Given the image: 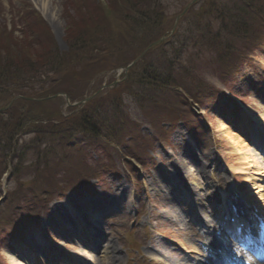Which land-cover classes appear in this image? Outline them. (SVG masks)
Returning a JSON list of instances; mask_svg holds the SVG:
<instances>
[{
	"label": "rangeland",
	"instance_id": "1",
	"mask_svg": "<svg viewBox=\"0 0 264 264\" xmlns=\"http://www.w3.org/2000/svg\"><path fill=\"white\" fill-rule=\"evenodd\" d=\"M25 1L27 4H31L33 9L38 8V10H40V13L43 15V18L51 29L48 38L52 39L58 53H65V51H67V47L63 38L64 33L68 28L67 25L69 21H67V17L65 16L67 11L64 8L67 7V1L69 0ZM120 1H124L125 4L122 3V6L124 4L123 7L128 6L129 4L128 0ZM22 8V0H0V27L4 24H6L8 27H10L12 23L17 24L20 21L18 12L21 11ZM69 11L73 10H68V14ZM176 12L178 11L174 6L169 7L167 15L169 17L168 21L170 25L174 21ZM70 14L73 15L74 13ZM75 19H77V17ZM104 24L105 23H103V25ZM92 25L93 27L85 26L84 29L79 31L85 32L86 38H93L98 33L107 34L108 28L110 27H101L97 30L95 29L94 23ZM182 25L184 24L179 22L177 28ZM16 38L22 39V36L16 33ZM12 47L14 46L10 44L1 48L0 62H6V54L4 50L7 48L10 53V49L12 52ZM15 48L16 47H14V50ZM89 52L90 53L86 58L76 60V67H79L84 63L91 66V68L84 73V76L87 74L92 75L99 68V64L96 61V56L99 54L98 50L89 49ZM159 53V51H154L151 53L149 52V54L147 53L144 59V68H147L146 64L150 63L151 61L158 60ZM33 55L34 54H32V56ZM249 55L253 60L254 69L251 70L248 68H243L238 75L237 81L231 86L232 92L238 96L237 99H232L231 101L223 99L218 100L213 104L207 103L204 106V110L199 112L200 121L198 122L203 131L193 133L190 132L185 125L179 124L177 121L176 123H172L177 119L176 112L181 110L176 107H167L159 114V117H162V120L166 122L160 126V128H162L160 129V132H167L168 136L167 138L166 134L164 133L165 135H162V138L166 143L171 139V144L169 146L156 144L155 147H152L150 151L143 152L142 150L143 155H140L139 159H144V161L147 162V168L143 170L141 167L135 164V166H133L134 169L129 171L130 174H133V176L137 177V180L140 183L139 189H136V185L130 182L129 178H127L124 174H121L118 178L108 175L106 179L104 173L103 178L107 180V185H111L110 187L113 189V191L112 189L107 193H101L97 191L95 198L92 197L88 200L84 199L82 200V202L84 201L83 204L81 203V200H78V198L75 199L68 193L65 197V201L67 200L65 203L66 209H60V207L64 205V199L54 200L51 207L49 208V214L46 217V221L44 223L45 227H47L48 224L49 227H51L52 222L49 221L54 220L53 223L58 222L57 227H54L55 229H53V233L49 236H46L51 249L48 251L46 250L44 255L42 254L44 259L39 258L40 254L36 250L37 244L35 243L34 247L33 239L30 237L31 233L29 234L27 232L24 238H27V241L30 242V245L28 246L29 251L27 250L26 252H23L24 256L21 255V259H31V261L35 264H60V262L63 263L64 261L62 255L72 260L78 258L79 252L81 253V248L79 246L75 247L74 245L77 243L75 240H73L75 238L72 236L68 237L67 235L72 233L70 228L72 225L67 219L68 217L72 216L73 218L80 220V228V226L83 224L82 221H84L85 218L80 216V211L76 208L79 206H87L90 202H97V200L101 198H105L110 201L109 207H107L106 210L96 209V212H93L88 217L90 220H92V226H87L84 228V230L86 232H92L97 229L99 230V233H103L105 235L104 239H109V241L112 240L116 251L115 253H119L122 256V260H119L118 264L127 263V256L125 252L127 251L126 248L128 242L126 241V238H128V233L133 228H135V231L134 234L132 232L131 238L138 239L141 244L143 242V246L141 248L143 257L147 252L144 249L146 245L150 244L156 247L158 244V246L163 248V250L168 251L171 255L176 256L179 259L181 254H178V252L172 250V248L175 246L186 248L189 246L192 247V245L189 244V242H186V239L188 238L187 235L190 233L189 230H187L186 233H181L178 231L181 229L180 226H175V228L172 226L174 219H177V225H183L184 228H186V225L182 221L181 217L177 215L172 216L173 212L171 206L174 205L172 194L176 193L178 195V192L184 193V187H187L188 190L194 188V191L198 193L200 197H202L206 192L205 188L207 186L210 187L212 192L223 190L222 193L227 195L231 206L236 204L235 193H246V195L250 196L253 200L258 198L260 195H264L263 170H260L254 166V161H252L251 157H249L248 151L246 156L249 158H246V161L244 158L246 157L244 150H249L250 147L249 143L245 141V137L243 136L244 132L242 130V126L243 129L251 127L249 125L253 120L256 121L257 124L264 130V120L261 114L262 111H264V52H253ZM203 59V62H196L200 78L208 84L220 88L222 84L219 82L215 72L217 67H209L212 56H207L205 54ZM137 64L134 66L135 71L133 75L135 76L140 73L141 69V66H137ZM72 77V79L69 78L70 83H67L66 89L56 91L55 93H64L71 100L78 101L82 96L90 93L95 88H98L101 85H109L114 80L115 73L106 70L105 72L97 73L95 76L96 78L90 79L88 81H84L85 79L79 80L76 75ZM37 78L38 80H34V84L32 82H22L19 89L23 91V97L26 98L17 100L13 107L18 102L21 103L20 106H22L23 110H26V108L29 106H32L33 110L35 107L40 105V108L45 106L50 110L58 112L56 115H53L52 119L60 118L61 116L66 115H76L70 114L71 108H67L65 106L64 98H53L51 100L39 102L29 100L30 98H43L49 94H53L50 93V88H61L65 85L64 82L69 81L67 78H65L64 82L62 80H58L48 89L45 87L46 84L42 85L40 82H46L48 83L47 86H50V80L47 82L45 76H39ZM42 89L47 92L41 94L40 90ZM118 93L119 90L115 95ZM152 93H154V96L157 97L159 94H161V91H155ZM239 98L242 103L238 101ZM11 99H13V96L9 97L5 101L8 102L9 100L11 101ZM129 100L130 98L127 96L125 101ZM236 101L238 102L236 103ZM3 102L4 101L0 102V106L3 104ZM7 102H5V104ZM144 107L148 108V106ZM129 112L132 116H136V111H134L132 104L129 106ZM191 124L196 125L195 121H193ZM175 125V129L170 132ZM167 129L169 130L166 131ZM1 130H4L3 121H0V131ZM141 131L148 135L151 134L147 127H143ZM232 136H234L232 138L233 140L235 138L240 140L241 143H239L238 146H232V143L235 141L229 139ZM23 139H27V137H23ZM29 139H31V136L28 137V140ZM125 144L131 148L139 146V144L131 138L128 139ZM190 152L193 153V155ZM231 152H235V155L234 157L232 156V159H229ZM57 153L61 154V151H57ZM148 156L150 159H145V157ZM55 159L59 160L58 157ZM212 160L213 163L210 164ZM195 161H197L199 164L202 163L203 165L201 166H206V174L205 176L203 175L202 178L201 176L196 175V172H194ZM245 163H247V165ZM113 164H116L117 166L118 163ZM175 164H181L184 166V169H181V172H179L177 176L174 173ZM232 167L246 169L248 175H238V178L241 181H237L235 176L234 178H230L231 174L234 172ZM122 170L123 169L120 168V171ZM69 175H74V173L71 172ZM244 177H247V179L256 180L257 182H252L255 185L250 186V189H246ZM198 179L201 180L199 184ZM25 181L26 177L24 176L20 178V181L13 179L11 182H9L8 189H18L19 187L23 188ZM171 182L175 183V185H172ZM35 184L38 185L40 182ZM138 208L140 209L139 213L141 214L139 217L136 211ZM58 209H60V211H58ZM58 212L63 213L59 214ZM108 213L109 216H105ZM200 213L204 219H207L204 211H201ZM101 217H103V219ZM59 219L60 221H58ZM62 220H67V222L70 224V226H66L67 234L62 233V230H56V228H61V223L65 224L66 221ZM207 222L209 223V220ZM145 227L148 228L149 232L145 233L143 231ZM160 232H163L167 236V240L162 238ZM144 235H147L146 239H144ZM34 236L35 235H33V238ZM44 236L45 235L43 232H37L34 242L41 241L43 238L45 239ZM167 242L171 243V246ZM165 243L168 244V246ZM18 245L21 244H18V241L14 242V240L11 239L10 245L1 251L2 257L0 256V261L2 264H24L16 258L18 257V254L16 253ZM42 246L44 249L47 248L46 243H44ZM104 256L105 254H103V251L99 253V258L97 256L98 261H100L102 258V261L99 264L104 263ZM150 257L155 261L160 260L155 256ZM48 258L51 259L48 260Z\"/></svg>",
	"mask_w": 264,
	"mask_h": 264
},
{
	"label": "trees",
	"instance_id": "2",
	"mask_svg": "<svg viewBox=\"0 0 264 264\" xmlns=\"http://www.w3.org/2000/svg\"><path fill=\"white\" fill-rule=\"evenodd\" d=\"M105 1L108 7L98 5L93 0L67 1V6L73 9L74 14H68V11L65 14L69 21L64 38L68 47L65 53H58L52 39L48 38L49 32L39 21L24 26L22 39L16 38L13 34L14 29L1 28L0 51L2 47L10 44L16 48L14 50L12 47L10 53L6 48L4 50L6 62H0V102L14 95H23V91L19 89L22 82L34 84V80H38L39 76H45L47 82L50 80V86H47L46 82H40L42 85L46 84L45 87L48 89L56 81L64 82L65 78L72 79L74 75L79 80L88 81L99 72L126 64L149 42L165 31L163 27L165 5L162 0H128L129 4L125 7H123L124 1ZM193 12L194 9L189 10L184 17L188 26L183 36L182 33L177 32L175 37L184 50L189 47L202 48L219 60V73L223 80L228 76H234L238 62L246 59L247 49L264 47V29L259 27L261 23L259 12L263 14L264 19V0H204L198 13ZM93 23L97 30L110 26L108 33H98L93 38H86L85 32L79 30L84 29L85 26L93 27ZM213 23H216L217 27L216 33L212 35ZM213 38L216 41L214 46L211 40ZM89 49L98 50L96 61L99 68L92 75L84 76L91 66L84 63L76 67V60L86 58L90 53ZM178 53L177 51L176 56ZM174 61L164 60L151 64L148 68H144L143 64L142 70L144 69L146 74L142 71L138 81L134 80L133 83L143 89L149 87L152 90L181 86L184 83L183 77L175 74L174 70L180 59L175 57ZM146 69L154 70L149 72ZM185 74V79L190 77L187 70ZM196 82L202 83L197 80ZM64 83L65 85L61 87L63 90L67 88L68 82ZM43 89L40 90L41 94L47 92ZM50 90V93H54L61 89L50 88ZM202 93L204 97L199 101L204 98L211 100L215 94L211 89ZM133 95L138 96L136 93ZM98 101L97 99L91 101L79 114L66 120L67 124L73 127L74 131L84 133L93 139L110 140L118 137L125 125L130 124L124 115L123 100H115L112 105L108 104L107 100L101 103ZM147 101L153 100L147 98ZM154 103L161 108L160 101ZM20 105L21 103L18 102L4 115H0V121H3L4 126V130L0 131V172L5 170L7 160H10L14 165V171H17L18 167L19 170L29 169L33 177L41 175L44 177L37 178L42 185L51 184L57 175L49 172L50 167H64L70 163L68 135L72 132H65L67 125L64 121L56 123L57 125L52 124L50 120L42 122L44 117L51 119L53 110L45 106L40 108L41 105L34 110L32 106L23 110ZM26 132L31 133L33 138L19 144L16 136ZM57 151H61V155ZM57 157L59 160L55 159ZM27 159L28 165L23 167ZM99 169H94L90 176L100 175ZM83 171L86 172L84 174L86 176L88 172L86 169ZM56 188V192L73 189L69 184H61Z\"/></svg>",
	"mask_w": 264,
	"mask_h": 264
},
{
	"label": "bare ground",
	"instance_id": "3",
	"mask_svg": "<svg viewBox=\"0 0 264 264\" xmlns=\"http://www.w3.org/2000/svg\"><path fill=\"white\" fill-rule=\"evenodd\" d=\"M262 116H263V120H264V111H262ZM234 136H232V137H230L229 139H231L232 141H234V143H232L233 145L232 146H238V144L239 143H241L240 142V140H238L237 138H235L234 140L232 139ZM231 154V156H229V159H232V156L234 157V155H235V152H231L230 153ZM254 164V166L256 167V168H258V169H262V168H264V167H258V164H260L259 163V161H257V163L256 162H254L253 163ZM263 166V165H262ZM177 170H179V168H177ZM199 172H201V173H203V172H205V167L203 168V167H199ZM236 177V179H237V181H240V179L237 177V176H235ZM252 182H257L256 180H252ZM257 188H260V187H257ZM257 201H259L260 203H264V195H261L260 196V198H258L257 199ZM256 204H259L258 202H256ZM103 205V203L101 204V203H98V207H101ZM264 208V207H263ZM176 213V212H175ZM113 258H114V260L117 258L116 256H113ZM174 264H185V263H182V262H180L179 260H175V263Z\"/></svg>",
	"mask_w": 264,
	"mask_h": 264
},
{
	"label": "water",
	"instance_id": "4",
	"mask_svg": "<svg viewBox=\"0 0 264 264\" xmlns=\"http://www.w3.org/2000/svg\"><path fill=\"white\" fill-rule=\"evenodd\" d=\"M157 43H159V42H157ZM157 43H155V44H152V46L156 45ZM125 70H127V68H126ZM86 100H87V99H86ZM86 100H85V101H86Z\"/></svg>",
	"mask_w": 264,
	"mask_h": 264
},
{
	"label": "clouds",
	"instance_id": "5",
	"mask_svg": "<svg viewBox=\"0 0 264 264\" xmlns=\"http://www.w3.org/2000/svg\"><path fill=\"white\" fill-rule=\"evenodd\" d=\"M249 264H250V261H249Z\"/></svg>",
	"mask_w": 264,
	"mask_h": 264
}]
</instances>
